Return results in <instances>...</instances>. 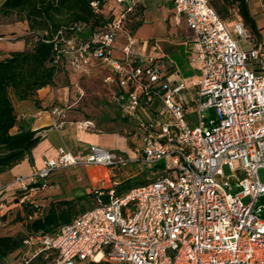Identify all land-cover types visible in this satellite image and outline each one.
I'll use <instances>...</instances> for the list:
<instances>
[{"label":"built area","instance_id":"built-area-1","mask_svg":"<svg viewBox=\"0 0 264 264\" xmlns=\"http://www.w3.org/2000/svg\"><path fill=\"white\" fill-rule=\"evenodd\" d=\"M171 1L175 24L190 34L189 61L198 66L199 78L190 83L127 29L129 13L142 0H106L102 7L93 1L97 13L105 15L110 6L112 16L99 33L83 38L86 25L73 23L46 40L60 70L85 75L96 61L108 65L118 118L128 134L142 135V145L128 157L99 144L80 150L61 145L57 157L44 159L29 175H16L4 189L20 190L24 201L48 185L55 169L79 164L135 171L154 166L156 177L123 191L93 190V206L53 233L26 238L27 255L23 246L18 264L45 252L47 264H264L261 46L238 8L231 19L211 0ZM192 103L195 121L189 117ZM71 107L50 108L56 125L69 122ZM78 125L97 127L91 120Z\"/></svg>","mask_w":264,"mask_h":264},{"label":"rangeland","instance_id":"rangeland-1","mask_svg":"<svg viewBox=\"0 0 264 264\" xmlns=\"http://www.w3.org/2000/svg\"><path fill=\"white\" fill-rule=\"evenodd\" d=\"M213 2L227 18H235L236 2L233 0H213ZM174 11V4L171 0H144L142 7H139L135 13L133 12L128 15L126 27L135 38L140 40V43L146 41L148 50L161 56L168 68L171 69L173 66L185 82L190 83L199 78V73L197 72L198 66L189 61L192 53L190 34H188L184 24L180 26L175 24L172 14ZM109 12L110 6L105 8V15L107 17L111 15ZM140 23L141 25L139 26ZM23 25L24 21L19 20L18 15L11 14L5 16L0 13V29L2 28L8 32L7 36L9 38L11 36L15 37L16 34L9 32L21 33L24 29ZM253 35L256 37L255 34ZM119 41L122 43V39ZM3 45H16V43L14 41H6ZM4 54L0 52V58ZM111 73L112 71L107 64L96 61L85 75L69 72L60 77L61 86L65 87L68 96L63 105H72L67 111V120L69 122L73 121L77 125L80 121H93L97 125L96 131L98 133L90 135V142L102 145L103 139L100 137L104 136L106 141L111 142V144L105 146L118 155L124 157L135 156V147L142 145V135L138 132L132 135L128 134L127 125L119 120L117 107L111 98L114 85L107 81ZM188 111L190 112L189 117L195 121L197 118L195 103H192ZM205 113L208 115V112ZM49 139L51 140V136ZM58 142L60 141H54V144H58ZM65 143L63 141L61 145H65ZM162 169L160 168L158 171ZM223 169L226 175L231 173L228 165H225ZM154 174V166L146 167L143 171H135L131 167L112 169L103 165L79 164L55 169L47 178L48 184L52 185L51 188L61 190L59 191L62 192L60 196L49 193L51 189L47 185L42 190L40 189L43 194L39 193L37 196H34L36 195L34 192V195L29 197L32 199L36 197V200L54 199L51 202L48 201L45 205L34 202V205L39 206L40 214L38 216L45 215L54 207L58 211L70 209L74 217L80 211L96 203L91 194L93 190L115 187L117 191H121L130 186L142 184L145 180L151 179ZM260 176L264 180V170L262 169L260 170ZM40 190L38 189L37 191ZM14 191L15 189L12 188L4 190V193H11L7 196L8 198H6L5 204L1 208L0 215L4 216L0 217V233L25 235V222L18 221L12 223V219L21 211L20 205H16L19 200L15 197L16 192L14 193ZM44 194L48 195L44 196ZM24 250L25 256L26 249ZM19 259V255L15 256V254H12L7 262H9L8 264H18ZM43 259L46 258L44 257ZM106 264L122 263L106 262Z\"/></svg>","mask_w":264,"mask_h":264},{"label":"trees","instance_id":"trees-1","mask_svg":"<svg viewBox=\"0 0 264 264\" xmlns=\"http://www.w3.org/2000/svg\"><path fill=\"white\" fill-rule=\"evenodd\" d=\"M93 1H98L102 7L106 0H4L1 4L0 13L5 16L16 14L19 20L27 21L30 34L26 37L28 44L26 49L12 51L8 56L0 59V174L20 163L27 156L31 158L33 148L42 139L38 134L39 130L23 127L15 133L11 131L17 124L12 94L20 100L29 99L35 97L39 89L56 83V75L62 70L52 64L53 43L46 41L52 37V33L62 26L84 23L86 30L82 36L89 39L99 33L112 19V16L107 17L97 13L91 6ZM233 1L237 3L236 6L246 26L250 27L252 34L257 35L256 22L247 0ZM143 4L144 0L129 15L135 13ZM211 4L222 17L227 18L213 0ZM45 31L49 34L45 35ZM155 177L154 175L142 184ZM131 187L133 186L128 188ZM14 193L22 205L23 214L21 211L18 212L12 223L25 222L26 234H0V264H8L7 260L12 254L20 257L23 246L25 249L24 241L29 236L53 233L73 219L70 209L58 211L52 207L45 215L30 220L28 217L39 210V206L29 200L21 201L20 190L16 189ZM91 194L93 195L92 192ZM48 252L53 256V250ZM45 253L37 255L27 264H47L49 260L43 259ZM106 262L105 260L89 261L83 264H106Z\"/></svg>","mask_w":264,"mask_h":264},{"label":"crops","instance_id":"crops-1","mask_svg":"<svg viewBox=\"0 0 264 264\" xmlns=\"http://www.w3.org/2000/svg\"><path fill=\"white\" fill-rule=\"evenodd\" d=\"M4 0H1V4ZM249 9L251 14L253 15L256 26L258 29V33L256 35L257 42L261 46V61L264 63V0H247ZM24 29L21 33L18 32H9L16 33L15 37L11 36L10 38L7 36V33L4 29H0V52L5 53L0 59L8 56L12 51H20L28 47L26 42V37L30 34V29L27 21H24ZM187 29V28H186ZM17 30V29H16ZM188 31V30H187ZM189 34V31H188ZM6 41H14L16 45H3ZM73 72L78 74L77 72L71 69H64L56 75L55 84L48 85L38 90L37 94L33 98L20 100L14 94H12V101L15 107V111L17 114V124L11 130L13 133L19 131L20 128H30L33 130H39L38 134L41 135L42 139L38 143V145L32 150L31 158L27 156L20 163L14 165L13 167L7 169L6 171L0 174V202L4 205L7 196L11 192L4 193V187L11 183L16 175H29L33 171H36L43 164L44 159L46 158H55L58 155V147L61 146V142H66L65 145L69 146L72 150L85 149L90 144H96L91 141V134L98 133L95 128L83 129L79 127L75 122H66L62 126L56 125L55 118L50 113V108L53 105H63L67 100V93L65 91V87L61 86L60 77L63 74ZM74 75V74H73ZM72 106V105H71ZM126 125V124H125ZM77 126V127H76ZM97 126V125H96ZM80 128V129H79ZM83 130V131H80ZM86 130V131H85ZM104 133V132H101ZM51 136V140L49 139ZM53 138V140H52ZM103 139L101 142L102 145H109L111 142L106 141L104 136L100 137ZM54 141H60L58 144H54ZM90 143V144H88ZM101 145V144H99ZM107 147V146H106ZM40 151L41 154H40ZM50 186V183L48 184ZM51 194L61 195V190H57L56 188H51ZM41 189V188H40ZM39 189V190H40ZM43 189V188H42ZM41 189V190H42ZM36 191L34 193L28 195V200L32 203L45 205L48 201L54 200L43 199L36 200V197L33 199L30 198L33 195L37 196V194H43L42 191ZM48 194H44L46 196ZM30 196V197H29ZM4 198V199H3ZM16 205H20L21 213L22 205L20 202H17ZM1 222V221H0ZM1 234V233H0Z\"/></svg>","mask_w":264,"mask_h":264}]
</instances>
